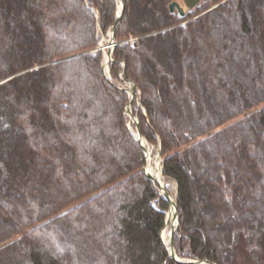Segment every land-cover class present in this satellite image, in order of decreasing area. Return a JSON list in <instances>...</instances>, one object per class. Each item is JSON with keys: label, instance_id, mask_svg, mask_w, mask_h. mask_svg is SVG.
I'll return each mask as SVG.
<instances>
[{"label": "trees", "instance_id": "16d2710c", "mask_svg": "<svg viewBox=\"0 0 264 264\" xmlns=\"http://www.w3.org/2000/svg\"><path fill=\"white\" fill-rule=\"evenodd\" d=\"M123 1L116 38L136 39L115 47L110 81L91 50L117 0H0V264H193L162 238L170 202L143 170L122 69L178 183V255H262L264 0L186 16L174 0Z\"/></svg>", "mask_w": 264, "mask_h": 264}, {"label": "water", "instance_id": "95a60500", "mask_svg": "<svg viewBox=\"0 0 264 264\" xmlns=\"http://www.w3.org/2000/svg\"><path fill=\"white\" fill-rule=\"evenodd\" d=\"M118 1H119L118 19H117L116 23L114 24V26L112 28V31H111V34H110V37H109L110 44H109V48H108V53L106 54V58L104 60V65L106 63H109L110 60H114V58H113V52L115 50V47L121 42V41H118L116 39V27H117V25L121 21L123 12L125 10V3H124L123 0H118ZM184 1H185V4L187 5V7L189 9H192L196 5L200 4V2L202 0H184ZM224 1H226V0H224ZM224 1H222L220 3H223ZM120 3H121V8H120ZM169 7H170V10L172 12L176 11V9H177L178 12L180 13V15H182V16L186 15V12L187 11L184 8V6L180 3L179 0L172 1L170 3ZM109 80H111V79H109ZM125 81L130 84V89H131L130 92H131V95H132V97L130 99V102H129L128 106H127V113L130 116V118H132L133 121L136 124L137 131L134 132V134L141 141L142 146H143V149H144V151L146 152V155H147L148 152L150 151V149L147 146L146 139L144 138V136H143V134L141 132L139 119L136 117V115L133 114V111H132V108H131V103H132V101L134 99H139V103L141 104V100H140V98H138V95H137L138 85H137V83L134 80H131V79H126ZM122 88L123 89H127L126 87H122ZM143 109L146 112V108L143 107ZM161 146L162 145H161V140H160L159 151H158V154L160 156H161ZM159 162H160V166H161L162 171H163V164L161 163L162 162V158L159 159ZM143 170L147 174L148 177H150L152 180H156V181L159 182V184L161 185L162 193L167 197V199L169 200V202L171 204L170 210H171L172 206H174V208H175V212H174V219H175V221L172 223V226H171V229H170V247L166 244L170 255L173 258H175L177 261L183 262V263H193V264H218L217 262L212 261V260H208V259H194V258L181 257V256L178 255V253L176 251L175 244H174V234H175V231H176L177 227L179 226V211H178L176 197H174L172 195V193L166 188V186H165L164 183L160 182L159 180H157L154 177V175L150 172V170L148 168V164L143 167ZM169 211L167 212V214L169 213ZM167 222L168 221H167V218H166V223ZM175 222H177V223L175 224Z\"/></svg>", "mask_w": 264, "mask_h": 264}, {"label": "rangeland", "instance_id": "374dc122", "mask_svg": "<svg viewBox=\"0 0 264 264\" xmlns=\"http://www.w3.org/2000/svg\"><path fill=\"white\" fill-rule=\"evenodd\" d=\"M180 1V3L184 6V8L186 9V15L188 14V12H189V10H191V9H189L188 7H187V5L185 4V1L184 0H179ZM222 1H224V0H222ZM221 1V2H222ZM225 2V1H224ZM220 3V2H219ZM219 3H214V4H212L211 5V7H210V9H212V8H214L216 5H218ZM119 11V1L117 0V12ZM176 11H178L177 9H176ZM205 12V11H204ZM203 13V12H202ZM97 14V16H98V13H96ZM201 14V13H200ZM200 14H197L196 16H198V15H200ZM185 15V16H186ZM196 16H194V17H196ZM192 18V17H191ZM111 30H112V27H109L107 30H103L102 28H101V26L98 24V26H97V33L99 34V36H100V38H99V41H98V46L97 47H95L94 49H92L91 51H98V50H102V52H103V55L105 54V49H103V47H105V46H107L108 45V39H109V36H110V34H111ZM117 39V38H116ZM134 39H136V37H130L129 39H125V40H120V39H117V40H119V41H131V40H134ZM84 53V52H83ZM122 64H124L125 65V63H124V61L122 60V61H120ZM102 64H103V61H102ZM123 72H124V69H122V70H120V72H119V74H118V79L117 80H115L116 82H114L118 87H120V88H122V87H126L127 89H125L126 91H127V93H128V96H129V101H128V104H129V102H130V99H131V97H132V95H131V92H130V84L129 83H127L125 80L126 79H131V78H125L124 77V75H123ZM105 75H106V77L108 78V79H111L110 81H112V70H111V66H110V69L108 70V72H106L105 71ZM131 80H133V79H131ZM135 81V80H134ZM136 82V81H135ZM138 85V84H137ZM137 95H138V98H140V100H141V91H140V89L138 88V92H137ZM134 102H136L137 103V105L139 104L140 105V103H139V99H134L133 101H132V103H131V108H132V111L134 110ZM128 104L126 105V106H128ZM143 108V107H142ZM143 111H144V109H143ZM126 112H127V107H126ZM128 114V113H127ZM133 114L134 115H136V117L138 118V116H137V114H135L134 112H133ZM129 116V115H128ZM139 119V118H138ZM134 121H133V119L132 118H130V116H129V119H128V126L130 127V129L133 131V132H136L137 130H136V128H135V126H134ZM144 136V135H143ZM144 138L146 139V144H147V146L149 147V149H150V151H151V153H152V155L154 156V157H158L159 159H161L162 158V156H160L159 154H158V145H159V142L158 143H154V142H151V141H149L145 136H144ZM145 165H147L148 163H147V155H146V152H145ZM162 163V162H161ZM144 165V166H145ZM163 176H164V180H165V185H166V188L172 193V195L174 196V197H176V195H177V191H178V183H177V181L174 179V178H172V177H168V176H166L164 173H163ZM160 193H162L161 192V189H160ZM163 194V193H162ZM170 207H171V204H170ZM170 207L167 209V212L170 210ZM167 212H166V218H167ZM166 226H169V228L171 229V226H172V223H170V224H168V222L165 224V227ZM165 227H164V229H165ZM9 241H11V239H9L7 242H9ZM238 264H264V249H263V252H262V255H260L259 256V254H257V253H251V252H249L246 248H243L242 250L240 249V252H239V254H238Z\"/></svg>", "mask_w": 264, "mask_h": 264}, {"label": "bare ground", "instance_id": "6f19581e", "mask_svg": "<svg viewBox=\"0 0 264 264\" xmlns=\"http://www.w3.org/2000/svg\"><path fill=\"white\" fill-rule=\"evenodd\" d=\"M120 8H121V3H120ZM147 163H148V168H149L150 172L154 175V177L157 180H159L160 182L165 184L163 171H162V168L160 166L159 158L154 157L152 155L151 151H149L147 154ZM174 212H175V208H174V206H172L171 210L167 214L168 224L173 223L175 221ZM176 223L177 222H175V224ZM163 238H164L166 244L170 247V228H169V226H166L165 229L163 230Z\"/></svg>", "mask_w": 264, "mask_h": 264}]
</instances>
